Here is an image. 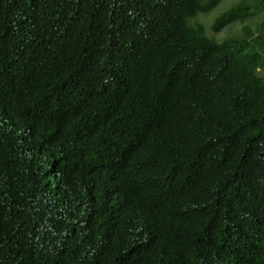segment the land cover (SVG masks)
I'll use <instances>...</instances> for the list:
<instances>
[{
	"label": "trees",
	"instance_id": "obj_1",
	"mask_svg": "<svg viewBox=\"0 0 264 264\" xmlns=\"http://www.w3.org/2000/svg\"><path fill=\"white\" fill-rule=\"evenodd\" d=\"M0 0V264H264V0Z\"/></svg>",
	"mask_w": 264,
	"mask_h": 264
},
{
	"label": "rangeland",
	"instance_id": "obj_2",
	"mask_svg": "<svg viewBox=\"0 0 264 264\" xmlns=\"http://www.w3.org/2000/svg\"><path fill=\"white\" fill-rule=\"evenodd\" d=\"M236 1L237 0H225L221 2L219 6L216 7L210 13L197 17V22L201 23L204 26L206 34L213 40L220 42L229 36H236L240 34V29L242 25L239 23H235L234 25L227 27L226 29L222 30L220 33L217 34L213 33L209 28L213 19H215L223 10L227 9L231 4L235 3ZM262 20H264V10L254 18L248 20L245 25L253 29L254 26Z\"/></svg>",
	"mask_w": 264,
	"mask_h": 264
}]
</instances>
